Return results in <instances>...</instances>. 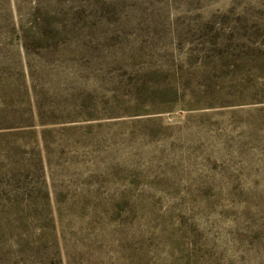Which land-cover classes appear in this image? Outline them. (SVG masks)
<instances>
[{
	"label": "rangeland",
	"instance_id": "1",
	"mask_svg": "<svg viewBox=\"0 0 264 264\" xmlns=\"http://www.w3.org/2000/svg\"><path fill=\"white\" fill-rule=\"evenodd\" d=\"M0 264H264V0H0Z\"/></svg>",
	"mask_w": 264,
	"mask_h": 264
}]
</instances>
